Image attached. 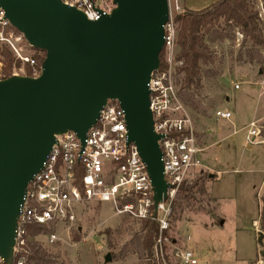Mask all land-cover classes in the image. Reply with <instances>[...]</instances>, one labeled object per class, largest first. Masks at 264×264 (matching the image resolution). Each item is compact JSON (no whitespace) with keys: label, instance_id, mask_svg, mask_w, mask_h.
I'll return each mask as SVG.
<instances>
[{"label":"water","instance_id":"95a60500","mask_svg":"<svg viewBox=\"0 0 264 264\" xmlns=\"http://www.w3.org/2000/svg\"><path fill=\"white\" fill-rule=\"evenodd\" d=\"M114 1L111 13L93 21L62 0H0L11 25L31 47L46 52L38 77L0 80V256L5 264L14 262L27 187L56 136L73 131L84 144L109 100H118L125 111L129 142L138 147L152 180L155 210L168 196L149 82L161 64L169 0ZM112 260L108 252L105 262Z\"/></svg>","mask_w":264,"mask_h":264},{"label":"built area","instance_id":"2783aa9c","mask_svg":"<svg viewBox=\"0 0 264 264\" xmlns=\"http://www.w3.org/2000/svg\"><path fill=\"white\" fill-rule=\"evenodd\" d=\"M81 10L89 20H99L116 7L114 0H62ZM177 10L180 6L177 5ZM170 10L165 24L164 65L155 70L149 82L150 109L156 133L162 135L159 145L163 153L165 178L169 184L167 198L156 207L154 187L147 165L134 142H129L125 111L118 100H109L96 124L86 133L85 143L73 131L57 135L41 170L29 183L21 205L15 229L13 255L16 264H26L28 246L34 239L46 238L50 243L61 240L60 232L71 234L81 228L85 209L107 203L115 215L138 220L147 218L154 209L159 234L151 259L154 264H199L195 252L172 240L170 231L173 207L182 187L193 183L206 167L193 121L179 95L177 59L179 21ZM0 45H6L14 56L28 64L32 77H38L42 65L35 57L24 53L23 35H15L10 21L0 8ZM13 75H27L23 70ZM1 80V78H0ZM264 91V77L260 82ZM179 87V88H178ZM241 84L236 83L235 89ZM218 119L231 120L232 111L218 109ZM249 145H264V121L253 119L247 125ZM33 227H47L31 234ZM187 241L192 237L188 235ZM0 264H5L0 256Z\"/></svg>","mask_w":264,"mask_h":264},{"label":"rangeland","instance_id":"374dc122","mask_svg":"<svg viewBox=\"0 0 264 264\" xmlns=\"http://www.w3.org/2000/svg\"><path fill=\"white\" fill-rule=\"evenodd\" d=\"M216 1L169 0V6L178 16L186 8L202 9ZM252 3L260 11V26L264 32V0H252ZM177 5L180 10L176 9ZM220 26L226 27L225 22ZM204 34L205 41L215 52V60L202 64L203 88L191 89L196 93L199 108L188 103L185 106L195 135L204 148L201 158L206 167L193 183L184 185L193 186L192 189L183 192L181 189L175 200L170 236L182 246L185 241L191 246L206 241L209 251L206 257L198 256L199 264H264V240L259 242L264 199V145H254L250 150L245 141L249 122L264 121V95H261L260 85L264 62L250 63L239 58L251 46V41H245L237 29L233 37L222 41H211L212 35ZM22 46L26 55L35 58L41 55L26 39ZM20 61L17 71L27 73V65ZM236 83L241 84L240 89H235ZM218 109L232 111L231 120L218 119ZM257 114L260 116L256 117ZM224 220L223 226L205 228ZM141 222L115 215L107 203H96L85 209L81 228H73L71 234L62 230L61 240L54 243L46 238L38 240L39 237L34 242L51 255V264H106L108 252L117 262L110 264H154L146 251L141 248L136 251L143 236ZM187 235H191V241H187ZM171 262L177 264L174 260Z\"/></svg>","mask_w":264,"mask_h":264},{"label":"trees","instance_id":"16d2710c","mask_svg":"<svg viewBox=\"0 0 264 264\" xmlns=\"http://www.w3.org/2000/svg\"><path fill=\"white\" fill-rule=\"evenodd\" d=\"M260 11L253 7L252 0H218L202 9L186 8L183 13L178 14L176 20L180 22L177 44L179 54L177 59L182 61L177 70L176 81L180 87V98L186 104L198 109L200 104L196 100V93L203 88L202 64H211L215 60V52L205 41L204 32L211 34V41L224 40L233 37L237 29L245 39L250 40L251 46L241 53L239 58L247 62H264V32L260 26ZM225 22L226 27H221V22ZM1 27V24H0ZM10 29L23 35L17 28L10 25ZM24 36V35H23ZM25 38V37H24ZM26 43L28 44L27 40ZM36 49V48H34ZM39 50V49H36ZM37 56L38 65H42L46 57V52L39 50ZM161 65H164L163 52L161 53ZM0 71L2 78H8L17 72L21 66V61L16 59L12 51L6 45H0ZM27 75H31V68L28 64ZM263 71V69H262ZM193 186H183L184 190H191ZM181 195V194H180ZM154 209L147 218L141 222L143 236L137 244L136 251H146L150 256L159 234L158 223L154 219ZM261 229L264 233V199L260 214ZM50 233L52 229L47 227H33L31 234L35 235L42 230ZM139 248V249H138ZM113 257V254H112ZM19 258L15 257V264ZM51 255L48 254L40 244L33 242L28 246L26 264H51Z\"/></svg>","mask_w":264,"mask_h":264},{"label":"crops","instance_id":"0c3cea01","mask_svg":"<svg viewBox=\"0 0 264 264\" xmlns=\"http://www.w3.org/2000/svg\"><path fill=\"white\" fill-rule=\"evenodd\" d=\"M261 95H264V91H263V93L261 94ZM257 116H260V115H256V117ZM246 141V140H245ZM246 143H247V141H246ZM220 146H221V143H220ZM246 147L247 148H249L250 150L251 149H253L254 148V145H249L248 143H247V145H246ZM225 223V220L224 221H220V223H219V225H216V224H210L208 227H205V228H210V229H212V228H217L218 226H223V224ZM257 224V221L256 220H254V222H253V225L255 226V228H256V225ZM237 230H240V227H237ZM258 230H259V228H258ZM188 236V235H187ZM191 236V235H190ZM192 240V239H191ZM184 245L185 246H187V247H189V248H191L194 252H195V254H196V256L198 257L199 255L200 256H205L206 255V252H208L209 251V249H207L208 247L206 246V241H201V242H197V243H195V244H193V246H191V245H188L187 244V242L185 241L184 242ZM191 246V247H190ZM206 257V256H205ZM110 264V263H117V262H115V260H113L112 262H106V264Z\"/></svg>","mask_w":264,"mask_h":264}]
</instances>
